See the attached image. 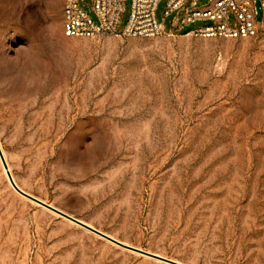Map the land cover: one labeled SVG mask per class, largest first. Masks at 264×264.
Masks as SVG:
<instances>
[{
	"label": "rangeland",
	"instance_id": "374dc122",
	"mask_svg": "<svg viewBox=\"0 0 264 264\" xmlns=\"http://www.w3.org/2000/svg\"><path fill=\"white\" fill-rule=\"evenodd\" d=\"M65 3L0 0V146L18 186L168 259L264 264V32L197 36L212 23L197 20L174 35L68 37ZM131 12L127 0L118 31ZM0 264L169 263L22 196L0 157Z\"/></svg>",
	"mask_w": 264,
	"mask_h": 264
},
{
	"label": "built area",
	"instance_id": "2783aa9c",
	"mask_svg": "<svg viewBox=\"0 0 264 264\" xmlns=\"http://www.w3.org/2000/svg\"><path fill=\"white\" fill-rule=\"evenodd\" d=\"M94 20L80 4V0H66L64 8V33L68 37H94L102 34L117 37H156L174 35L197 20H210L211 24L191 30L197 36L245 38L264 32L263 24L256 21L255 0H214L205 8H191L187 0H167L163 22H158L156 9L160 0H132V12L123 31H118L127 0H91ZM197 0L192 3L196 5ZM264 9V0H261ZM177 12L172 29L165 27V19ZM184 13L183 18L180 15ZM234 23H231V18Z\"/></svg>",
	"mask_w": 264,
	"mask_h": 264
},
{
	"label": "water",
	"instance_id": "95a60500",
	"mask_svg": "<svg viewBox=\"0 0 264 264\" xmlns=\"http://www.w3.org/2000/svg\"><path fill=\"white\" fill-rule=\"evenodd\" d=\"M0 157H1L4 169H5L6 173H7V176H8V179H9L11 185L22 196H24V197L34 201L35 203H37V204H39V205H41V206H43V207H45V208H47L49 210L61 215L62 217L70 220L71 222H73V223H75V224L87 229L88 231H90V232H92V233H94V234H96V235H98V236H100V237H102V238H104V239H106V240H108V241H110V242L122 247V248L142 253L144 255H147L149 257H152L154 259H157V260L169 263V264H184V263H181V262H178V261H175V260H172V259H168V258H165L163 256H160V255L148 252V251H144L142 249L130 246L128 244H125L124 242H122V241L110 236L109 234H107V233H105V232H103V231L91 226L90 224H88V223H86V222H84V221H82V220H80V219H78V218H76V217H74V216H72V215H70V214L58 209V208H56L55 206H53L51 204H48L45 201H43V200L31 195L30 193L24 191L16 183V181H15V179H14V177H13L11 171H10V168L8 166V163L6 161V158L4 156V153L2 151L1 146H0Z\"/></svg>",
	"mask_w": 264,
	"mask_h": 264
},
{
	"label": "bare ground",
	"instance_id": "6f19581e",
	"mask_svg": "<svg viewBox=\"0 0 264 264\" xmlns=\"http://www.w3.org/2000/svg\"><path fill=\"white\" fill-rule=\"evenodd\" d=\"M4 153V152H3Z\"/></svg>",
	"mask_w": 264,
	"mask_h": 264
}]
</instances>
